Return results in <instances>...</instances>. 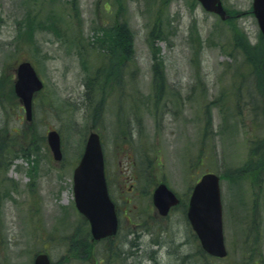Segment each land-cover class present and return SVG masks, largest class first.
<instances>
[{
  "label": "rangeland",
  "instance_id": "374dc122",
  "mask_svg": "<svg viewBox=\"0 0 264 264\" xmlns=\"http://www.w3.org/2000/svg\"><path fill=\"white\" fill-rule=\"evenodd\" d=\"M221 2L226 20L197 0H0V264L44 251L54 264H121L126 229L144 231L143 264H264V37L252 0ZM110 47L120 63L99 56ZM21 60L44 84L30 121L13 93ZM91 130L121 228L100 242L72 189ZM204 172L220 177L222 259L185 215ZM159 182L180 198L164 218L151 199Z\"/></svg>",
  "mask_w": 264,
  "mask_h": 264
},
{
  "label": "water",
  "instance_id": "95a60500",
  "mask_svg": "<svg viewBox=\"0 0 264 264\" xmlns=\"http://www.w3.org/2000/svg\"><path fill=\"white\" fill-rule=\"evenodd\" d=\"M198 1L205 10L218 14L222 19L227 17L221 0ZM252 12L264 36V0H253ZM42 86L43 83L30 61L23 60L17 64L13 90L23 105L27 120L32 114L33 94ZM46 141L54 159L59 160V133L55 129L47 131ZM72 181L75 207L88 220L92 237L99 239L114 234L117 216L107 190L100 137L94 130L86 137L80 158L73 169ZM152 202L159 214L166 215L170 206L178 202V198L165 183H160L153 190ZM186 216L202 249L212 256H225L218 175L206 172L200 176L191 190ZM33 264L50 262L47 255L41 253L35 256Z\"/></svg>",
  "mask_w": 264,
  "mask_h": 264
},
{
  "label": "flooded vegetation",
  "instance_id": "af4514ba",
  "mask_svg": "<svg viewBox=\"0 0 264 264\" xmlns=\"http://www.w3.org/2000/svg\"><path fill=\"white\" fill-rule=\"evenodd\" d=\"M228 16H230L229 14H228ZM52 159H53V157H52ZM61 159H62V157H61ZM55 161V160H54ZM60 161V160H59ZM58 161V162H59ZM105 175H106V168H105ZM106 180H107V177H106ZM176 194V193H175ZM176 196H177V194H176ZM178 197V196H177ZM178 200H179V202H180V198L178 197ZM179 202H178V204H179ZM177 204V205H178ZM176 206V205H175ZM175 206H172V207H170V209H169V211H168V214H169V212L172 210V208H174ZM155 213V212H154ZM156 214V216L158 215L157 213H155ZM167 214V215H168ZM185 214H186V212H185ZM166 215V216H167ZM117 216H118V214H117ZM166 216H159V217H162V218H164V217H166ZM120 225H119V218H118V228H117V232L113 235V236H108V237H105V238H103V239H100V240H98L99 242L100 241H103V240H109V239H113V238H117L118 237V235H119V232H120ZM144 233V231H142V232H140V231H134V230H132V229H129V230H127L126 229V231H125V234L122 236V240H124L125 242H126V244H127V247H126V252H125V254H126V258H125V261L124 262H122L121 264H143V257H145V258H147L148 257V255H150V252H151V249H149V250H146V248H144V246H141L140 247V243L138 242V240L140 241V236L142 235ZM137 236V242H135L134 241V239H135V237ZM49 239L50 240H53V239H51V237L49 236V237H47V242L49 241ZM155 239V238H154ZM154 239H152L153 241H155ZM65 241V239H63L62 240V242H64ZM154 245H156L157 246V248H159L158 247V243H154ZM139 246V247H138ZM140 248H142V249H140ZM154 252L155 253H157V251L156 250H154ZM48 254V253H47ZM124 254V253H123ZM48 255H50V254H48ZM137 259V262H135L134 261V259ZM51 260V259H50ZM52 262V264H54V262L53 261H51ZM102 262H103V259L102 258H100L99 259V263L98 264H102ZM115 264V263H114Z\"/></svg>",
  "mask_w": 264,
  "mask_h": 264
},
{
  "label": "trees",
  "instance_id": "16d2710c",
  "mask_svg": "<svg viewBox=\"0 0 264 264\" xmlns=\"http://www.w3.org/2000/svg\"><path fill=\"white\" fill-rule=\"evenodd\" d=\"M122 31H117L115 34L113 33L112 34V36H114V37H117V38H119V42H118V44L120 43V44H122V43H125V42H128L129 43V40H128V38L126 37V39L124 38V36H122V33H121ZM117 34V35H116ZM107 38H109V36H106L105 38H104V40H107ZM115 40H117L116 38H115ZM108 52L109 53H107V54H103L102 53V55H99V56H101V59H103V61L105 62V63H112V61H110V59L113 57V56H115V55H117V50H114L112 47H110V49L108 50ZM121 56V55H120ZM117 56H115L114 58H116ZM108 60V61H107ZM121 60V58H116V61L115 62H117V61H119V63L123 60V58H122V60ZM121 66V65H120ZM158 67H157V64H153V71H154V74H155V76H157V73L159 72L158 70Z\"/></svg>",
  "mask_w": 264,
  "mask_h": 264
}]
</instances>
